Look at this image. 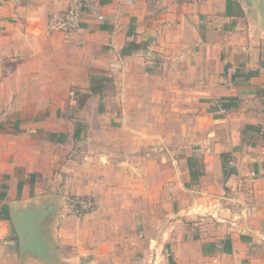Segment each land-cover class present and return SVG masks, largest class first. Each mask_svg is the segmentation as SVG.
<instances>
[{"label":"crops","instance_id":"0c3cea01","mask_svg":"<svg viewBox=\"0 0 264 264\" xmlns=\"http://www.w3.org/2000/svg\"><path fill=\"white\" fill-rule=\"evenodd\" d=\"M81 1V31L63 35L46 26L69 0H0V264H44L21 258L10 219L44 199L58 203L48 235L61 264H101L103 245L89 251L63 226L54 191L73 182L89 213L112 196L146 228L150 144L176 94L177 117L205 137L182 160L177 238L134 240L108 264H264V0Z\"/></svg>","mask_w":264,"mask_h":264},{"label":"rangeland","instance_id":"374dc122","mask_svg":"<svg viewBox=\"0 0 264 264\" xmlns=\"http://www.w3.org/2000/svg\"><path fill=\"white\" fill-rule=\"evenodd\" d=\"M174 99L176 100L175 108L168 105L169 100ZM79 109L78 105L75 107L68 106L67 112L71 116L73 113H77ZM164 113L165 117L160 119L164 132L159 134V138H156L160 144L159 146L150 144L149 149L150 155L148 157H150V160L147 166V174L150 177L148 191L151 195V209L148 215H145L144 225H146V228L142 227L139 220L135 222L131 216L119 210L120 206L115 203L112 196L105 200L104 209H106V212H92L79 217L74 215L71 206L76 199L83 197L84 194H77L79 191L75 183H72L70 192L61 189L54 191L55 196L63 199L61 215L66 216L63 220V226L72 232L75 241L82 244L89 251L94 250L95 244L101 243L103 245L101 246V264H108L109 258L114 259L116 256L127 257V249L130 248V244L134 240L157 242L167 238H177V211L179 206H186L190 203L188 186L184 181V177H187L186 167L182 160L191 149L197 148V146H194L195 143L205 142V137L204 134L195 136L196 132L192 135L189 133L195 127L194 119H190L188 116L184 118L177 117V94L175 97L167 99ZM146 120L151 122V126L158 124L153 122V118H147ZM161 138L164 139V143L161 142ZM192 141H194V144ZM153 146H155V149ZM191 146L192 148H190ZM105 153L107 154L106 151ZM106 162L105 159L101 160V163H104L103 165H106L109 173L112 174L115 169ZM86 163L92 162L86 159ZM103 165L96 170L97 175H100L98 172H101ZM115 165L118 167L117 163ZM95 166H97V160ZM88 171L91 173L93 169ZM124 188L123 186L122 189ZM159 192L160 194H158ZM95 200L97 203L96 208H98L96 196ZM202 217L207 219L210 224L216 223V218H212V216L207 218L204 215ZM223 219L227 218L223 217ZM182 222L185 221L180 223ZM165 251L170 253L168 246L165 247ZM148 256L150 260L156 258L155 246L150 248Z\"/></svg>","mask_w":264,"mask_h":264},{"label":"water","instance_id":"95a60500","mask_svg":"<svg viewBox=\"0 0 264 264\" xmlns=\"http://www.w3.org/2000/svg\"><path fill=\"white\" fill-rule=\"evenodd\" d=\"M58 203L54 200L16 203L10 219L18 238L22 259L34 258L44 264H61L48 231L55 221Z\"/></svg>","mask_w":264,"mask_h":264},{"label":"built area","instance_id":"2783aa9c","mask_svg":"<svg viewBox=\"0 0 264 264\" xmlns=\"http://www.w3.org/2000/svg\"><path fill=\"white\" fill-rule=\"evenodd\" d=\"M84 8L83 1L69 0L65 11L52 16L47 22L46 32L48 34L60 33L63 35L79 33L81 31ZM94 205L95 202L91 197H81L73 202L71 208L76 215H83L89 213Z\"/></svg>","mask_w":264,"mask_h":264},{"label":"trees","instance_id":"16d2710c","mask_svg":"<svg viewBox=\"0 0 264 264\" xmlns=\"http://www.w3.org/2000/svg\"><path fill=\"white\" fill-rule=\"evenodd\" d=\"M221 158L223 161V165H222L223 177H228L229 173L227 171L226 163H224V161L226 160V156L221 155ZM187 167L192 177H198L200 175L198 171H194L195 169L194 160L187 159Z\"/></svg>","mask_w":264,"mask_h":264}]
</instances>
